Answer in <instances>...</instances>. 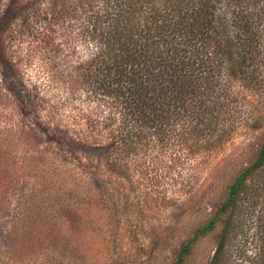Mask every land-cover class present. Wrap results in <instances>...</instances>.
<instances>
[{
    "label": "rangeland",
    "instance_id": "374dc122",
    "mask_svg": "<svg viewBox=\"0 0 264 264\" xmlns=\"http://www.w3.org/2000/svg\"><path fill=\"white\" fill-rule=\"evenodd\" d=\"M8 6L16 15L5 41L12 66L0 64V264H173L264 139V65L251 86L225 58L211 131L178 128L166 146L142 133L108 158L102 147L120 106L76 70L93 51L88 17L59 18L54 0H0V15ZM215 247L206 237L187 264H207ZM238 247L231 242L228 257Z\"/></svg>",
    "mask_w": 264,
    "mask_h": 264
},
{
    "label": "trees",
    "instance_id": "16d2710c",
    "mask_svg": "<svg viewBox=\"0 0 264 264\" xmlns=\"http://www.w3.org/2000/svg\"><path fill=\"white\" fill-rule=\"evenodd\" d=\"M54 7L59 18L88 17L83 35L93 51L76 70L113 107L120 106V124L102 147L108 158L127 152L142 133L166 146L175 143L178 128L211 131L220 120L225 58L251 86L264 65V0H54ZM15 10L8 6L0 15L5 72L12 66L5 41ZM251 223L257 227L252 234L247 230ZM208 236L216 247L207 264H264V139L211 217L182 244L173 264H187ZM231 242L239 247L236 256L228 257Z\"/></svg>",
    "mask_w": 264,
    "mask_h": 264
}]
</instances>
